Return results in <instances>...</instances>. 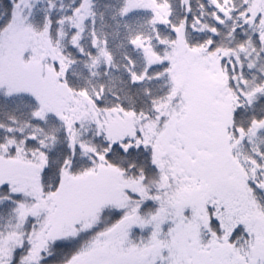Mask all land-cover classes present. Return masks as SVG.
I'll list each match as a JSON object with an SVG mask.
<instances>
[{
	"label": "snow or ice",
	"instance_id": "obj_1",
	"mask_svg": "<svg viewBox=\"0 0 264 264\" xmlns=\"http://www.w3.org/2000/svg\"><path fill=\"white\" fill-rule=\"evenodd\" d=\"M0 264H264V0H0Z\"/></svg>",
	"mask_w": 264,
	"mask_h": 264
}]
</instances>
